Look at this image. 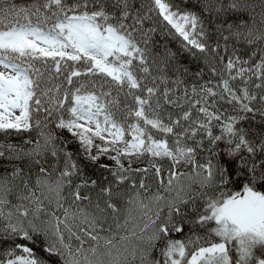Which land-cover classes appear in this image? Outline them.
Returning <instances> with one entry per match:
<instances>
[{"label":"snow or ice","instance_id":"obj_1","mask_svg":"<svg viewBox=\"0 0 264 264\" xmlns=\"http://www.w3.org/2000/svg\"><path fill=\"white\" fill-rule=\"evenodd\" d=\"M0 137V264H264V0H0Z\"/></svg>","mask_w":264,"mask_h":264},{"label":"rangeland","instance_id":"obj_2","mask_svg":"<svg viewBox=\"0 0 264 264\" xmlns=\"http://www.w3.org/2000/svg\"><path fill=\"white\" fill-rule=\"evenodd\" d=\"M65 135H67V133H65ZM69 147L75 149V148L77 147V145H76V144H71V145H69ZM102 159H103L104 161H106L107 163H113V161L110 160L108 157H103ZM134 166H139V165L137 164V165H134Z\"/></svg>","mask_w":264,"mask_h":264},{"label":"trees","instance_id":"obj_3","mask_svg":"<svg viewBox=\"0 0 264 264\" xmlns=\"http://www.w3.org/2000/svg\"><path fill=\"white\" fill-rule=\"evenodd\" d=\"M0 138H2V137H0ZM14 139H16L17 137H13Z\"/></svg>","mask_w":264,"mask_h":264}]
</instances>
